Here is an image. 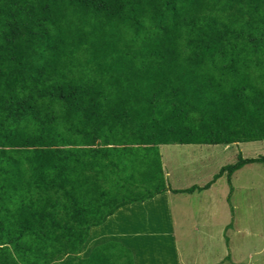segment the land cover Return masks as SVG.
I'll use <instances>...</instances> for the list:
<instances>
[{"label": "trees", "instance_id": "obj_1", "mask_svg": "<svg viewBox=\"0 0 264 264\" xmlns=\"http://www.w3.org/2000/svg\"><path fill=\"white\" fill-rule=\"evenodd\" d=\"M261 140L264 0H0V264H134L90 230L264 164L171 189L159 146Z\"/></svg>", "mask_w": 264, "mask_h": 264}, {"label": "rangeland", "instance_id": "obj_2", "mask_svg": "<svg viewBox=\"0 0 264 264\" xmlns=\"http://www.w3.org/2000/svg\"><path fill=\"white\" fill-rule=\"evenodd\" d=\"M161 162L163 163L164 176L168 184L175 187L190 186L193 184L200 185L205 180H210L219 169L227 164L234 162L237 155L240 154L244 158H255L264 156V140L252 142H240L229 145H161L159 146ZM232 193L229 197V203L226 200L228 195V186L225 175L219 177L210 186L208 191L191 196H174L166 194L159 197L154 202H143L136 205L122 208L118 213L119 219L115 221L112 230L106 232L103 224L99 228H93L89 234L88 240L82 247V256H86L88 252L97 244L115 239L124 244H128L126 238L118 237L119 233L129 231L124 225V218L129 207L134 211L135 208L145 207L146 213L149 208H159L163 215L147 213L145 217L160 218L171 217L175 221L185 218L186 221L198 220L203 222L205 227L192 229L191 236L188 240L183 241L177 246L182 264H189L199 256L197 264H211V262L220 258L221 251L217 246L211 249L203 246L200 239V245H187L190 241H195L194 234L196 230L204 233V239L210 234L217 235L219 226L231 224V227L225 229L224 232L229 241L223 245L224 250L230 251V260L225 264H264V164L251 163L243 166L231 175ZM208 189V188H207ZM179 197V198H178ZM181 197V198H180ZM183 197V198H182ZM232 208V213L230 211ZM184 209V215L180 214ZM187 212V213H186ZM136 214V213H135ZM227 216V218H226ZM224 217V221L221 220ZM226 218V219H225ZM122 219V220H121ZM121 220V221H120ZM108 223V221L106 222ZM185 223V222H184ZM207 223V225H206ZM190 225V223H189ZM191 226V225H190ZM102 227V228H100ZM155 227V226H154ZM153 227L145 228L140 226V232L143 236L136 237L138 244L150 245L156 241L157 232ZM183 231L178 230L181 235ZM204 243V241H203ZM140 246V245H139ZM221 248V246H219ZM149 253L155 260L159 262L164 258L166 264H177L175 259V247L161 245H150ZM138 256L139 251L136 250ZM164 257V258H163ZM138 264H141L140 260Z\"/></svg>", "mask_w": 264, "mask_h": 264}, {"label": "crops", "instance_id": "obj_3", "mask_svg": "<svg viewBox=\"0 0 264 264\" xmlns=\"http://www.w3.org/2000/svg\"><path fill=\"white\" fill-rule=\"evenodd\" d=\"M162 168H163V163H162ZM164 174H166V173L164 172ZM165 178H166V176H165ZM210 180L207 179V180L203 181L202 183H200V185H197V184H193V185H197L199 187H202L207 182H209ZM166 181H167V179H166ZM167 184H168V181H167ZM168 185L171 189H187V188L193 186V185H190V186H184V187L178 188L175 186H171L170 184H168ZM210 188L205 189V190H201V191H196V192H197V194H200V193H203L205 191H208ZM166 194H172V193L166 192V193L158 195V196L154 197L153 199L146 201V202H154L159 197L164 196ZM173 195L174 196H191V195H194V193H190V194L178 193V194H173ZM140 203H143V202H140ZM136 204H138V203H134L132 205H136ZM127 206H131V205H127ZM127 206H124L122 208H125V207L128 208ZM141 206H143V205H140V208H135L134 211L131 210L132 207H129V209L126 212V216L124 218L125 219L124 225L126 226V228L129 231L126 230L125 233H119V235H118V237L126 238L128 241V244H124L123 242H120V241L115 240V239H109L107 241H117V242H120L121 244H123L124 246H126L127 248H129L132 252L134 264H138L139 260H140L141 264H166V261H165L166 259L164 257H163L164 260L162 259L159 262L158 260H155L153 258V256H150V254L146 253V252H147V250L149 251L148 247L150 245H156V246L157 245H161V246L165 245V247L173 245L175 247L176 262H177V264H182V260L179 256V251L177 249L179 241H180V243H182L183 241L188 240L189 237L191 236L192 229H197L198 227L201 228V226L205 227L203 225V222L198 221V220L186 221L185 218H181L177 222V221H175L174 217L173 218L171 217V212H170V215L166 218L163 216H161L160 218L145 217L144 215H146L147 213L163 215L164 212H162L161 209L154 207L152 209L149 208V211L146 213L145 207H141ZM122 208L116 210L114 212V214L106 220V222L108 221V223L105 222L104 224L105 225L108 224V225L106 227H103L104 230H106V232H109L108 230L113 229L114 224H115L114 218H117V219H115V221H117L119 219L118 213L122 210ZM180 214H182L181 216H183L185 214L184 209H181ZM226 218H227V216H226ZM223 219H224V217L221 220H223ZM189 223L191 226L189 225ZM141 225L144 226L145 228L153 227L150 229H155L157 231V232H154L155 235H151L149 233L147 234L148 236H156L157 237L156 241L154 243L152 242L150 245H144L143 243L138 244L136 237L144 235V233L140 232V226ZM206 225H207V223H206ZM97 228H99V227H97ZM100 228H102V227H100ZM218 229H219V232L217 235L210 234L205 239H204V233L202 231L199 232L198 230H196L197 234H194V237L196 240L190 241L187 243V245L199 246L200 242H202L203 246H207L210 249L212 247L214 248V246H217L219 249H216V251H218V253H219V251H221V253H220L221 256H220V258H218V260L211 262V264H225L226 262H229V260H230V251L228 250L226 253V251L224 250V247H222L223 245H220V244H223V242H224V244L227 245L228 244L227 241H229L228 239H226L227 236H226V233L224 232L225 225L223 224V226H221V227L219 226ZM91 230H90V232H91ZM178 230L183 231L181 233V235H179L177 233ZM200 239H203V240L201 241ZM199 240H200V242H199ZM203 241H204V243H203ZM104 242H106V241H104ZM101 243H103V242H101ZM219 246H221V248ZM136 250L139 251L138 256L136 254ZM198 260H199V256L197 258H194L192 261H191V259H189V261H190L189 264H197ZM200 264H202V263L200 262Z\"/></svg>", "mask_w": 264, "mask_h": 264}]
</instances>
